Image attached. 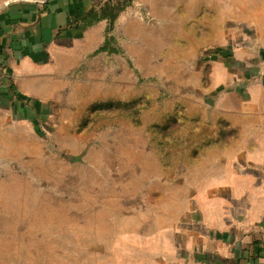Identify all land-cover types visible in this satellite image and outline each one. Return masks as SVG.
<instances>
[{
    "label": "rangeland",
    "instance_id": "obj_1",
    "mask_svg": "<svg viewBox=\"0 0 264 264\" xmlns=\"http://www.w3.org/2000/svg\"><path fill=\"white\" fill-rule=\"evenodd\" d=\"M210 9L135 0L102 45L77 55L65 114L36 131L33 148L12 147L17 167L0 164V264L149 261L201 220L206 123L239 21Z\"/></svg>",
    "mask_w": 264,
    "mask_h": 264
},
{
    "label": "crops",
    "instance_id": "obj_2",
    "mask_svg": "<svg viewBox=\"0 0 264 264\" xmlns=\"http://www.w3.org/2000/svg\"><path fill=\"white\" fill-rule=\"evenodd\" d=\"M99 1L0 0L2 167H17L12 147L33 148L36 131L47 133L51 116L65 114L63 97L77 81L69 74L82 60L76 57L102 45L109 24L67 26ZM206 4L214 9L206 16L239 20L206 123V205L201 220L174 232L171 251L134 264H264V0ZM221 29L227 35L232 28Z\"/></svg>",
    "mask_w": 264,
    "mask_h": 264
},
{
    "label": "trees",
    "instance_id": "obj_3",
    "mask_svg": "<svg viewBox=\"0 0 264 264\" xmlns=\"http://www.w3.org/2000/svg\"><path fill=\"white\" fill-rule=\"evenodd\" d=\"M135 0H100L94 4L87 12L77 18H73L67 26L72 28L74 25L92 28L101 22H107L110 27L109 34L114 29V25L120 19L121 15L132 6ZM111 38L108 37L106 43L100 48L99 52H108Z\"/></svg>",
    "mask_w": 264,
    "mask_h": 264
},
{
    "label": "water",
    "instance_id": "obj_4",
    "mask_svg": "<svg viewBox=\"0 0 264 264\" xmlns=\"http://www.w3.org/2000/svg\"><path fill=\"white\" fill-rule=\"evenodd\" d=\"M66 159L72 161V160H75V157L72 156V155H67V156H66Z\"/></svg>",
    "mask_w": 264,
    "mask_h": 264
}]
</instances>
